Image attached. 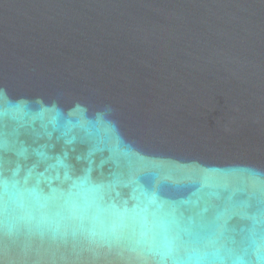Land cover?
I'll return each instance as SVG.
<instances>
[{
	"label": "water",
	"instance_id": "obj_1",
	"mask_svg": "<svg viewBox=\"0 0 264 264\" xmlns=\"http://www.w3.org/2000/svg\"><path fill=\"white\" fill-rule=\"evenodd\" d=\"M0 264H264V0H0Z\"/></svg>",
	"mask_w": 264,
	"mask_h": 264
}]
</instances>
